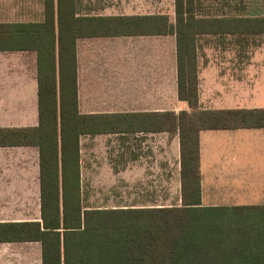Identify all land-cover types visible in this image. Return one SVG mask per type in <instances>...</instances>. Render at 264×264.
Returning a JSON list of instances; mask_svg holds the SVG:
<instances>
[{"label": "trees", "instance_id": "1", "mask_svg": "<svg viewBox=\"0 0 264 264\" xmlns=\"http://www.w3.org/2000/svg\"><path fill=\"white\" fill-rule=\"evenodd\" d=\"M75 3L45 0L43 23L0 25V51L38 54L40 119L38 128L0 130V147L41 152V222L0 225V242H39L42 264H264V206L202 207L199 169L202 130L264 128V109L201 110L197 51L208 36L238 43L263 37L264 16L204 15L200 0H175L174 21L168 15L86 18ZM144 35L176 36L178 96L191 111L81 114L77 40ZM141 131L179 134L181 206L87 208L81 137Z\"/></svg>", "mask_w": 264, "mask_h": 264}, {"label": "crops", "instance_id": "2", "mask_svg": "<svg viewBox=\"0 0 264 264\" xmlns=\"http://www.w3.org/2000/svg\"><path fill=\"white\" fill-rule=\"evenodd\" d=\"M75 4L77 15L86 18L167 15L159 12L158 0H76ZM173 5L175 18V0ZM44 20L45 0H0V25ZM263 37L256 38V43L254 39L238 43L229 36L199 40L201 110L264 109ZM239 50L245 51L244 57L238 56ZM76 62L81 114L191 111L178 96L175 35L82 38L76 42ZM39 124L37 52L0 51V130L32 129ZM83 138L117 141L122 150L132 148L134 153L108 155L107 169H101L100 177L94 175L91 164L88 173L85 161L84 173ZM199 144L202 207L264 206V128L202 130ZM80 173L84 204L90 209L168 208L182 204L177 132L82 136ZM107 175L118 180L117 193L126 197L120 196L118 205L111 207L90 206L84 186L91 193H98V188L102 193L105 186L97 187L98 179ZM34 222H41L40 148L0 147V225ZM0 264H42L41 244L0 242Z\"/></svg>", "mask_w": 264, "mask_h": 264}, {"label": "rangeland", "instance_id": "3", "mask_svg": "<svg viewBox=\"0 0 264 264\" xmlns=\"http://www.w3.org/2000/svg\"><path fill=\"white\" fill-rule=\"evenodd\" d=\"M202 3V14L210 16H245V17H261L264 16V0H200ZM174 0H158L159 12H165L161 14H167L173 20L174 19ZM264 43L263 39H260ZM256 43V40L254 41ZM238 56L240 58L245 56V51L239 50ZM82 159L83 169L85 168V161L88 162V173H90L89 165L94 166V175L101 176V169H107L106 157L108 155L130 154L134 153V149L122 150L117 141L109 142L105 138H98L91 141L87 138L82 139ZM104 159V160H103ZM85 173V169H84ZM86 179V178H85ZM84 179V181H85ZM99 183L97 187L104 185V192H100V188H95L98 193H91L90 190L84 189L89 194L88 204L90 206H108L118 205L119 197H126L125 195H119L117 193L118 180L111 178L108 175L104 178L98 179ZM113 186V188H112ZM85 193L83 198L85 200Z\"/></svg>", "mask_w": 264, "mask_h": 264}]
</instances>
